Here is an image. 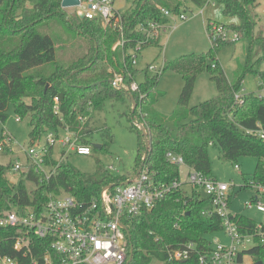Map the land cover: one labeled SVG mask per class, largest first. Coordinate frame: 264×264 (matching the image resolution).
I'll list each match as a JSON object with an SVG mask.
<instances>
[{"label":"trees","instance_id":"obj_1","mask_svg":"<svg viewBox=\"0 0 264 264\" xmlns=\"http://www.w3.org/2000/svg\"><path fill=\"white\" fill-rule=\"evenodd\" d=\"M187 1L201 8L208 4V0H132L129 8L121 13L125 44L112 49L115 42L112 32L104 31L98 21L67 14L61 7V0H0L2 124L13 105L20 120L28 118L31 142L48 131L60 132L67 127L81 135V143L90 146L79 118L109 99L126 98L130 118L143 124L149 143L146 151L144 135L133 123L131 127L137 134L138 148L132 170L114 175L104 170L100 178L80 171L66 157L58 162L52 157L51 149L46 162L56 165V169L48 180L43 179V173L30 168L22 172L17 181L11 182L6 172L11 169L12 162L0 163V215L23 213L27 207L39 211L51 193H69L80 201H89L98 196L103 187L127 181L142 163L152 173L156 185L180 180L179 166L168 162V152L181 155L187 166L213 177L208 155L210 145L219 149L222 159L233 164L244 156L256 157L254 171L241 187H264V140L247 132L264 130V95L249 92L241 100H235L234 93L241 89L245 75L229 81L217 59L219 49L235 40H210L207 52L164 62L160 73L150 75L145 68L144 79H137L141 70L132 64L131 52L139 41L145 39L139 25L148 21L164 23L166 18L160 8L179 13L186 10ZM215 1L223 4L225 15L238 18V23L220 25L236 32L237 39L249 37L252 44L264 48V37L252 35L255 22L251 10L258 0ZM52 19H57L64 28L82 35L90 43L87 52L67 69L57 64L54 39L39 31L40 25ZM211 28V21H208V36ZM151 44L158 45V40L143 43L142 48ZM257 61H264V53ZM47 67L52 70H47ZM109 67L113 70H108ZM167 69L181 74L183 86L175 110L164 118L152 106L160 95L156 92V85ZM245 70L264 78V70L249 67ZM113 71L121 72L127 84L138 81V90L114 87L108 81L113 77ZM204 71L215 83L217 93L208 100L189 106L197 75ZM131 96L136 103L132 114ZM99 148L102 149L103 145ZM27 182L33 183L34 188L29 189ZM181 187L170 190L153 207L144 208L139 214L124 220L129 231V237L125 235L127 260L132 248L129 264H151L153 260L162 264H198L199 253L208 249L207 236L221 230L222 220L211 212L209 199L194 189L187 194ZM235 220L248 228L256 225L254 220L239 213ZM18 233L20 229L17 228H0V250L3 254L22 259L25 263L37 260L38 264H41L46 251L57 258L50 249V240L37 238L31 232L27 237L31 254L22 257L20 251L13 247L12 237ZM189 244L192 246L188 247ZM176 249H187V258H170L168 250ZM246 253L252 257L251 264H264L263 245L253 246ZM53 264H60L59 258Z\"/></svg>","mask_w":264,"mask_h":264},{"label":"built area","instance_id":"obj_2","mask_svg":"<svg viewBox=\"0 0 264 264\" xmlns=\"http://www.w3.org/2000/svg\"><path fill=\"white\" fill-rule=\"evenodd\" d=\"M211 1L215 0H208V3ZM75 8H77L76 13L83 12L84 19L98 21L104 31L108 30L115 35L112 49L124 46L125 26L121 16L122 12L114 7L113 0H80ZM160 10L166 22L148 21L139 25V30L145 35V39L139 41L131 52L134 66L137 53L142 49L143 43L150 40L159 41L160 32L167 29L169 17L178 14L179 19L187 18L182 11L174 13L166 8H160ZM224 30L225 28L221 25H212L210 40L233 41L238 38L236 32L233 31L234 35L231 37ZM145 68L152 74L160 73L163 63L159 66L150 63ZM111 79L113 86L118 89L138 90V81L127 84L121 72L113 71ZM257 86L260 91L255 94L263 96L264 81H259ZM247 93L239 90L234 93V99L239 101ZM85 117L79 118L82 126ZM17 120L20 121L18 117ZM247 132L264 140L263 129ZM80 138L81 135L67 127L60 132L48 131L31 142L25 149V165L16 160L12 162L11 169L22 173L33 168L43 173V179L48 180L56 169V165L46 162L48 150L51 149L53 158L57 146L61 149L62 157H65L68 152L79 155L90 154L91 147L81 143ZM12 142H14L13 137L4 132L0 140V150L10 148ZM166 159L178 166L186 165L183 157L173 152L166 153ZM187 167L189 171L185 180L186 184L199 192L201 196L208 198L211 203V212L222 220L221 230L207 237L208 249L199 253L198 264H251L252 257L246 252L256 245L264 246V225L256 223L253 228H248L236 221L237 213L229 208L233 185ZM235 167L238 168L239 164L236 163ZM133 176L128 179V183L123 182L112 186L113 189L103 187L99 195L89 201H80L69 193H51L39 211L27 207L23 213L10 212L0 215V228L20 229V233L13 236L12 240L14 249L20 251L22 257L31 254V246L27 239L28 233L31 232L40 239H49L50 249L57 255V258H53L49 251H46L41 264H53V262H58V258L60 264H125L127 260L125 235L127 232L122 226V224L126 226L124 220L139 214L144 208L153 207L159 198L183 184L180 180H174L171 183L156 185L152 180V173L144 165L136 176ZM255 186L264 195V187ZM254 200L255 197L251 202ZM255 206L258 211L264 212V203L257 201ZM221 237L224 239L221 240ZM191 246V244L188 245V247ZM168 253L172 259H183L188 256L187 249L168 250ZM247 257L250 258L249 262ZM34 261V263H25L22 259L3 254L0 250V264H38L37 260Z\"/></svg>","mask_w":264,"mask_h":264},{"label":"rangeland","instance_id":"obj_3","mask_svg":"<svg viewBox=\"0 0 264 264\" xmlns=\"http://www.w3.org/2000/svg\"><path fill=\"white\" fill-rule=\"evenodd\" d=\"M131 3L132 0H115L114 7L118 11L124 12ZM186 5V10H182L187 16L186 19H179L178 14L169 17L167 29L160 32L158 45H148L137 53L135 67L141 70L138 80L144 79L143 71L150 63L159 66L181 56L207 52L211 45L206 31L208 21H211L212 25L238 23L236 16H227L223 13V4L220 2L211 1L202 8L188 1ZM65 10L69 15H77L75 7ZM251 11L255 22L252 35L264 37V0H258V4ZM39 31L54 39L56 61L64 69L69 68L74 60L85 54L90 46L85 37L64 28L57 19L40 25ZM224 31L231 37L234 35L231 29ZM231 37L228 38L231 39ZM263 53L264 48L261 49L256 43L252 44L249 37L235 38L234 43L219 49L217 59L229 81H235L237 76L244 74L240 91L244 90L255 94L260 91L257 83L264 81V78L256 76L251 71H246L245 68L264 70V61H257ZM47 70H52V68L47 67ZM108 70L112 71L113 69L109 67ZM149 74L151 75L152 72L149 71ZM182 86L183 79L180 73L167 69L160 76L156 85V92H159L160 95L152 107H155L162 117L168 118L175 110ZM216 93V85L210 79L209 74L206 71L201 72L197 75L189 106L208 100ZM7 113L6 121L3 124L0 121V140L3 133L6 132L13 137L14 142L10 144V148L0 150V163L7 164L10 161L18 160L25 165V149L31 144L28 118L18 121L13 105L10 106ZM134 122L136 119L130 118L129 102L126 98H112L105 101L102 105L90 110L83 120V126L86 129L85 138L92 147L91 153L79 155L68 152L65 155L67 161L93 178H100L104 170L113 175L131 171L135 164L138 148L137 134L131 127ZM95 144L103 145V148H93ZM60 150L58 146L54 150V158L59 159L58 162L63 161L64 158L60 155ZM208 155L211 163V175L219 181L233 185L230 210L264 225V212L258 211L255 206L257 201L264 203V195L255 185L241 187L244 180L249 181L257 158L254 156L241 157L237 161L239 167L236 168L235 164L221 158L219 149L214 145L209 146ZM188 171L186 165L179 166L180 182L187 179ZM20 174V172L9 169L6 172V177L11 182H15ZM27 186L29 189L34 188V184L30 182H27ZM183 188L190 192L189 185L184 184ZM254 197L255 200L251 202ZM221 240H223L222 237ZM247 261H250L249 257H247ZM151 264L162 263L153 260Z\"/></svg>","mask_w":264,"mask_h":264},{"label":"water","instance_id":"obj_4","mask_svg":"<svg viewBox=\"0 0 264 264\" xmlns=\"http://www.w3.org/2000/svg\"><path fill=\"white\" fill-rule=\"evenodd\" d=\"M79 3H80V0H61V7L62 8H64V9H66V8H69V7H76L77 5H79ZM77 16L80 18V19H84V14H83V12H80V11H78L77 12ZM111 84H113V80L112 79H109L108 80ZM131 98H132V110H131V114L134 112V109H135V107H136V103H135V101L133 100V97L131 96ZM135 123V125L138 127V128H140L141 129V131H142V133H143V135H144V138H145V145H146V151L148 150V146H149V143H148V139H147V134H146V131H145V128H144V126H143V124L142 123H137V122H134ZM95 147H100V145H97V144H95L94 145ZM143 163L140 165V167H139V169L137 170V172H136V174L141 170V168L143 167ZM136 174H134V176H136ZM133 176V177H134ZM129 182V180H127V181H125L124 183H128ZM113 186V184H110V185H108L107 187L108 188H111ZM122 226H123V228L126 230V232H127V235H128V237H129V231H128V229H127V227L126 226H124L123 224H122ZM131 258H132V248H130V255H129V258H128V260H127V262H126V264H129L130 263V261H131Z\"/></svg>","mask_w":264,"mask_h":264},{"label":"crops","instance_id":"obj_5","mask_svg":"<svg viewBox=\"0 0 264 264\" xmlns=\"http://www.w3.org/2000/svg\"><path fill=\"white\" fill-rule=\"evenodd\" d=\"M234 23H235V22H231V23H229V24H234ZM182 183H183V184H182V187H181V188L183 189V191H184L185 193L189 194V193L192 191V188L190 187V188H191V189H190V192H187V191L183 188V185L186 184V182L183 181ZM222 238H223V237H222ZM223 239H224V238H223Z\"/></svg>","mask_w":264,"mask_h":264}]
</instances>
